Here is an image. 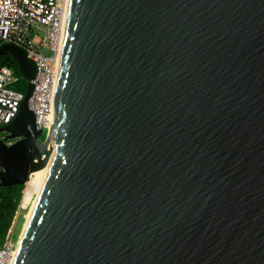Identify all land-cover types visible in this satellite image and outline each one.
I'll use <instances>...</instances> for the list:
<instances>
[{"label": "water", "instance_id": "water-1", "mask_svg": "<svg viewBox=\"0 0 264 264\" xmlns=\"http://www.w3.org/2000/svg\"><path fill=\"white\" fill-rule=\"evenodd\" d=\"M0 57V187L46 161L10 264H264V0H70L44 154Z\"/></svg>", "mask_w": 264, "mask_h": 264}, {"label": "built area", "instance_id": "built-area-1", "mask_svg": "<svg viewBox=\"0 0 264 264\" xmlns=\"http://www.w3.org/2000/svg\"><path fill=\"white\" fill-rule=\"evenodd\" d=\"M68 6L69 0H0V47H16L34 63L36 74L31 81L33 92L28 106L34 114L36 129L43 133L55 91L56 60L64 37ZM23 80L17 70L0 57V128L10 124L18 114L25 94L19 90ZM5 137V133H0L1 140ZM11 143L6 141L8 145ZM17 211L0 245V264L11 263L15 247L12 230Z\"/></svg>", "mask_w": 264, "mask_h": 264}, {"label": "trees", "instance_id": "trees-1", "mask_svg": "<svg viewBox=\"0 0 264 264\" xmlns=\"http://www.w3.org/2000/svg\"><path fill=\"white\" fill-rule=\"evenodd\" d=\"M5 59L1 57L2 61ZM47 134L48 132H45V139L42 140L47 141ZM25 186L0 187V245L20 204Z\"/></svg>", "mask_w": 264, "mask_h": 264}, {"label": "bare ground", "instance_id": "bare-ground-1", "mask_svg": "<svg viewBox=\"0 0 264 264\" xmlns=\"http://www.w3.org/2000/svg\"><path fill=\"white\" fill-rule=\"evenodd\" d=\"M67 15H68V7H67V11H66V17H65V21H64V29H63V31H65ZM62 40L63 39L61 38L59 51H58V55H57V60H56L57 80H56V84H55L54 96H53V99H52V102H51V110H50V113H49V115H48V117L46 119L45 126H44L45 132H48V138H47V141H43V145H42V153L43 154L46 153L47 151H49L50 146H51L53 120H54V109H55V101H56V93H57V82H58V74H59V68H60L61 51H62V45H63V41ZM42 159H43V157H42ZM40 170L42 171L44 177H46V161L45 160H44V166ZM40 170L31 173L29 175L28 181L25 184H27L28 182L34 183L35 180H40Z\"/></svg>", "mask_w": 264, "mask_h": 264}, {"label": "rangeland", "instance_id": "rangeland-1", "mask_svg": "<svg viewBox=\"0 0 264 264\" xmlns=\"http://www.w3.org/2000/svg\"><path fill=\"white\" fill-rule=\"evenodd\" d=\"M26 81L23 80L20 83L21 88L19 89L20 91L25 92L26 90ZM48 135V134H47ZM45 138V131L43 133V135L41 136V140ZM39 180H35L34 183L32 182H28L25 186V188L23 189V198L21 200V204H20V208L17 211V217L15 219V224L13 226V230H12V241L16 243V238L20 229V226L22 224L23 218L28 210V208L31 205V202L35 196L36 193V189L38 186Z\"/></svg>", "mask_w": 264, "mask_h": 264}]
</instances>
